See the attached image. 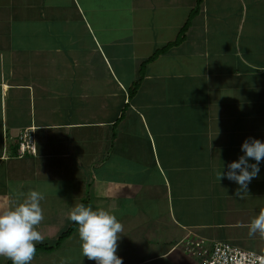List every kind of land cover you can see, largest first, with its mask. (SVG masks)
I'll list each match as a JSON object with an SVG mask.
<instances>
[{
	"label": "crops",
	"instance_id": "1",
	"mask_svg": "<svg viewBox=\"0 0 264 264\" xmlns=\"http://www.w3.org/2000/svg\"><path fill=\"white\" fill-rule=\"evenodd\" d=\"M26 129L37 153L19 157ZM248 137L264 141V0H0V211L43 195L30 264H95L77 226L56 244L77 204L116 216L123 264L264 255V160L239 196L217 176Z\"/></svg>",
	"mask_w": 264,
	"mask_h": 264
},
{
	"label": "clouds",
	"instance_id": "2",
	"mask_svg": "<svg viewBox=\"0 0 264 264\" xmlns=\"http://www.w3.org/2000/svg\"><path fill=\"white\" fill-rule=\"evenodd\" d=\"M242 155L223 165L217 176L234 182L239 187L235 195L247 192L249 183L260 173L264 160V141L248 137L240 145ZM255 161V162H250ZM40 192L32 190L27 199L0 211V256L12 264H30L36 253V244L42 236L36 230L43 220ZM77 225L80 249L83 257L95 264H123L117 253L122 225L116 216L103 208L93 209L84 204L75 205L68 216ZM264 235V209L252 219L249 235Z\"/></svg>",
	"mask_w": 264,
	"mask_h": 264
},
{
	"label": "built area",
	"instance_id": "3",
	"mask_svg": "<svg viewBox=\"0 0 264 264\" xmlns=\"http://www.w3.org/2000/svg\"><path fill=\"white\" fill-rule=\"evenodd\" d=\"M33 129H26L20 135L18 156L35 155L37 147ZM207 264H264V255L237 245L215 242Z\"/></svg>",
	"mask_w": 264,
	"mask_h": 264
},
{
	"label": "trees",
	"instance_id": "4",
	"mask_svg": "<svg viewBox=\"0 0 264 264\" xmlns=\"http://www.w3.org/2000/svg\"><path fill=\"white\" fill-rule=\"evenodd\" d=\"M76 226H77V225H76L75 223H73V224L69 227V229H68L67 231H65V232L60 236V239H59V241H58L56 244L59 245L60 242H61L64 238H66L67 236H69V235L73 232V230L75 229ZM46 248H47V247H46Z\"/></svg>",
	"mask_w": 264,
	"mask_h": 264
}]
</instances>
